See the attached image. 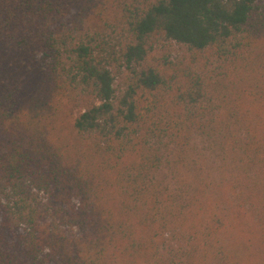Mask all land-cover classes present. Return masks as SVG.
I'll return each mask as SVG.
<instances>
[{
	"label": "trees",
	"instance_id": "trees-1",
	"mask_svg": "<svg viewBox=\"0 0 264 264\" xmlns=\"http://www.w3.org/2000/svg\"><path fill=\"white\" fill-rule=\"evenodd\" d=\"M0 264H264V0H0Z\"/></svg>",
	"mask_w": 264,
	"mask_h": 264
},
{
	"label": "rangeland",
	"instance_id": "rangeland-1",
	"mask_svg": "<svg viewBox=\"0 0 264 264\" xmlns=\"http://www.w3.org/2000/svg\"><path fill=\"white\" fill-rule=\"evenodd\" d=\"M183 54H188L185 46L179 45L172 41L162 43L160 42L159 46L155 48L154 51L149 55V60L162 61L163 59H170L171 61H175L178 57L182 56ZM246 69V72H249L251 70V67H248ZM123 84L124 78L118 77L115 82L116 87L120 88ZM76 112L77 110L74 111V113Z\"/></svg>",
	"mask_w": 264,
	"mask_h": 264
}]
</instances>
